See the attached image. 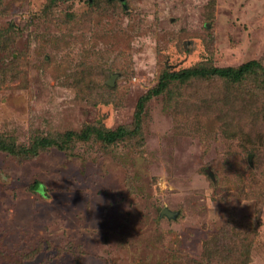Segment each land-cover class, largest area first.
I'll return each mask as SVG.
<instances>
[{
	"label": "rangeland",
	"instance_id": "1",
	"mask_svg": "<svg viewBox=\"0 0 264 264\" xmlns=\"http://www.w3.org/2000/svg\"><path fill=\"white\" fill-rule=\"evenodd\" d=\"M126 3L0 0V264H264V70L210 73L132 129L164 68L264 65V0ZM90 125L130 128L80 140Z\"/></svg>",
	"mask_w": 264,
	"mask_h": 264
},
{
	"label": "trees",
	"instance_id": "2",
	"mask_svg": "<svg viewBox=\"0 0 264 264\" xmlns=\"http://www.w3.org/2000/svg\"><path fill=\"white\" fill-rule=\"evenodd\" d=\"M57 1L58 0H49V3L53 5ZM86 1L89 5L90 13H94L95 10H97V8L99 7L100 2H102V0H86ZM106 1L108 4H113V2L121 1L124 7L123 11L124 12L127 11L128 5L126 3V0H106ZM78 18L79 17H77V14L73 12L67 13L65 22L67 24L71 21H73V23H77ZM74 29L77 30L76 28ZM76 36L77 35H71L70 38H68L66 42L74 46L72 47V50H74L80 45V44L78 45L79 39H77L78 37ZM73 39H75V42L73 41ZM81 41L82 43L81 42L80 43L84 45V40L81 39ZM72 42H74V44ZM260 69L264 70V65L260 60H257V59L248 60L247 62L242 63L238 67H232V66L216 67V66H210L207 64H200V65L198 64L195 66H191L188 68H182L178 70L164 68L160 71L158 75L159 79L157 80V82L150 89H148L146 93L140 96L137 102V106H136V110L134 114V121H133L134 126H132V129L136 130V134L138 131L142 130L140 129V127L142 126L144 116L147 113L148 104L150 103L151 100L155 98H158V97L161 98L168 105V107L170 108L173 107L175 109V107H177V105L180 103L181 100L189 101L193 98V94L190 91L191 86L198 81L206 80L207 75L210 73L229 77L232 79V81H237L236 84L239 85V83L241 82L243 83V81H246L252 76H258L259 74L257 72ZM260 86L262 87V83ZM89 127L91 129L87 130L84 135L82 136L80 135L81 137L79 136L80 137L79 139L86 140L90 137L94 138L95 136L96 139L106 144L118 143L119 142L118 140L123 139L129 133L128 128H130L129 126H125V125H120L116 128H110L105 125H102V126L90 125ZM250 133H246L243 130V134L245 138L242 139V137H240V134H239V138H241L243 142L249 144V146H250V143H256L255 145L252 144L251 146V148L255 149L258 147L259 141L257 140V138L251 137ZM72 136L75 137L77 136V134L73 133L72 135V133L69 132V133L62 134V137L61 135H57V136L46 135L41 138L37 137L35 141L33 142V150L37 151L41 148H48L51 146L57 147L60 149H68L70 142L72 140ZM243 145L245 144L243 143ZM0 148L8 149L9 151L14 152V153L16 152L13 145H10L9 143H7V141L4 140L1 134H0ZM249 162L253 165L252 160L250 161L249 159ZM216 176H217L216 173H214L213 175H210V178L212 179V181H215ZM35 182L36 183L33 186V188L34 189L40 188L39 187L40 184L38 183L39 181L36 180ZM160 214L161 216L171 217L165 213H162V210ZM176 215L173 217H176ZM246 254H247V251H246ZM248 263H249V258L246 264Z\"/></svg>",
	"mask_w": 264,
	"mask_h": 264
},
{
	"label": "water",
	"instance_id": "3",
	"mask_svg": "<svg viewBox=\"0 0 264 264\" xmlns=\"http://www.w3.org/2000/svg\"><path fill=\"white\" fill-rule=\"evenodd\" d=\"M110 84H113V77H111L110 81H109ZM252 158V154L250 155V159ZM162 213H165L167 214L168 216H173L175 215L174 211L170 210L169 208L165 207L163 210H162Z\"/></svg>",
	"mask_w": 264,
	"mask_h": 264
}]
</instances>
